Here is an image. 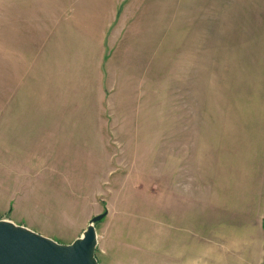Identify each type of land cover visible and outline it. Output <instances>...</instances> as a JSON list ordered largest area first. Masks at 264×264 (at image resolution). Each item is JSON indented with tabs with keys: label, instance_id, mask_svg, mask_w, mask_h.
Here are the masks:
<instances>
[{
	"label": "rangeland",
	"instance_id": "obj_1",
	"mask_svg": "<svg viewBox=\"0 0 264 264\" xmlns=\"http://www.w3.org/2000/svg\"><path fill=\"white\" fill-rule=\"evenodd\" d=\"M259 59L264 0H0V219L71 243L107 211L99 264H264V199L224 202L206 129Z\"/></svg>",
	"mask_w": 264,
	"mask_h": 264
},
{
	"label": "crops",
	"instance_id": "obj_2",
	"mask_svg": "<svg viewBox=\"0 0 264 264\" xmlns=\"http://www.w3.org/2000/svg\"><path fill=\"white\" fill-rule=\"evenodd\" d=\"M255 61V69L246 75L247 88L252 89L249 95L240 93L231 100L220 101L223 107L218 106L217 110L209 108L207 112L208 158L212 161L208 170L215 171L218 193L223 192L226 204L227 186L230 184L236 188L244 186L246 194H255V188L246 186L248 183L255 184L257 195L264 199V62L260 66L261 59ZM227 103H233V107L227 109ZM189 129L195 130L194 122L187 123L186 130ZM187 149L190 151L188 144ZM199 190L193 185L182 189L181 195L187 196L186 205L199 203ZM11 220L18 223L15 219Z\"/></svg>",
	"mask_w": 264,
	"mask_h": 264
},
{
	"label": "water",
	"instance_id": "obj_3",
	"mask_svg": "<svg viewBox=\"0 0 264 264\" xmlns=\"http://www.w3.org/2000/svg\"><path fill=\"white\" fill-rule=\"evenodd\" d=\"M107 211L91 218L71 243H61L11 219H0V264H99L96 223Z\"/></svg>",
	"mask_w": 264,
	"mask_h": 264
}]
</instances>
